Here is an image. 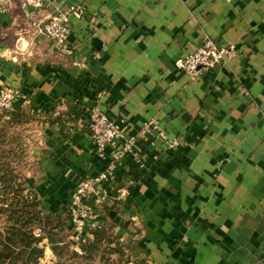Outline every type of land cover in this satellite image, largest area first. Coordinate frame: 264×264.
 Segmentation results:
<instances>
[{"label": "crops", "instance_id": "obj_1", "mask_svg": "<svg viewBox=\"0 0 264 264\" xmlns=\"http://www.w3.org/2000/svg\"><path fill=\"white\" fill-rule=\"evenodd\" d=\"M73 7L64 55L40 26ZM207 39L237 54L192 78L175 62ZM2 89L21 90L16 110L36 116L25 170L45 212L113 166L111 186L128 194L91 225L115 224L135 257L264 264V0H0ZM93 108L122 133L103 151ZM152 119L178 146L143 131Z\"/></svg>", "mask_w": 264, "mask_h": 264}, {"label": "trees", "instance_id": "obj_2", "mask_svg": "<svg viewBox=\"0 0 264 264\" xmlns=\"http://www.w3.org/2000/svg\"><path fill=\"white\" fill-rule=\"evenodd\" d=\"M35 118L24 109L0 110V264H50L43 261L47 245L58 258L53 264H149L127 253L131 245L113 223L87 225L91 236L79 240L80 250L69 252L64 230L70 214L45 213L27 183L30 140L25 125ZM112 207L108 202L101 206L105 211Z\"/></svg>", "mask_w": 264, "mask_h": 264}, {"label": "built area", "instance_id": "obj_3", "mask_svg": "<svg viewBox=\"0 0 264 264\" xmlns=\"http://www.w3.org/2000/svg\"><path fill=\"white\" fill-rule=\"evenodd\" d=\"M25 5L32 7H41L48 0H24ZM71 15L80 17L81 8H71L66 11H59L50 16L44 26H40L41 31L57 43L58 51L64 55H71L73 48L71 46L70 35L72 32ZM237 54V46H219L213 40H205L195 51L177 58L175 64L177 68L192 78L200 77L201 74L212 70L219 64H222L227 58H232ZM26 95L21 90H0V110L9 112L16 109L17 104L26 99ZM89 125L91 136L95 146L99 151H103L108 144H115L122 136L118 124L107 114L102 113L97 108L90 111ZM147 134H154L170 146H178L177 139L168 138L165 131L159 126L157 119L147 122L143 128ZM132 138L124 144V150L132 149ZM117 156L121 155L117 151ZM113 166L92 178L83 179L73 192L71 198L70 213L73 224L77 229L83 230L91 221L95 219L101 206L112 198L122 200L127 196L124 188L118 189L117 194L113 195L111 186V171Z\"/></svg>", "mask_w": 264, "mask_h": 264}, {"label": "rangeland", "instance_id": "obj_4", "mask_svg": "<svg viewBox=\"0 0 264 264\" xmlns=\"http://www.w3.org/2000/svg\"><path fill=\"white\" fill-rule=\"evenodd\" d=\"M20 3L21 5H25V1L24 0H20ZM41 28V27H40ZM41 30V29H40ZM41 32V31H40ZM29 154H27V160H28V163L25 164L26 167L29 166ZM26 173V171H25ZM70 206H71V202L68 206V209H65L64 211L61 212V214H70V216H68L67 218V222H66V226H65V230H64V233L66 235V239L67 241H69L70 245H69V252L73 251V250H80L79 248V240L81 238H85V236H87V232L85 231V228L83 230H80V229H77L76 226L73 224V219L71 217V213H70ZM45 213H49V214H52L53 216L55 215L56 212H51V211H46ZM2 227H3V220L2 218L0 217V231L2 230ZM89 238V237H87ZM44 243H47V240L44 241ZM127 253L130 254L132 256V258H136L135 255H133V251H132V248H128L127 249ZM115 257V256H114ZM45 263H50V264H53V263H56L58 262V258L57 256L54 254V252L51 250L50 246L47 245L46 246V252H45V258L43 260Z\"/></svg>", "mask_w": 264, "mask_h": 264}]
</instances>
